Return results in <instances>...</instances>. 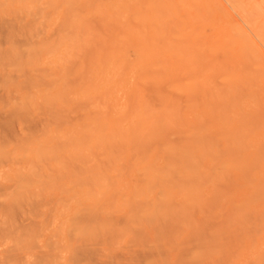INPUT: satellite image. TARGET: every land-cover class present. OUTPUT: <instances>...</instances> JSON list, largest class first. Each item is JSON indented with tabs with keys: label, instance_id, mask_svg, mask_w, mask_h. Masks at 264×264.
I'll return each instance as SVG.
<instances>
[{
	"label": "rangeland",
	"instance_id": "1",
	"mask_svg": "<svg viewBox=\"0 0 264 264\" xmlns=\"http://www.w3.org/2000/svg\"><path fill=\"white\" fill-rule=\"evenodd\" d=\"M231 1L0 0V183L11 192L10 224H39L34 236L7 240L26 257L7 264H264V181L230 184L232 193L222 183L228 194L216 192L202 204L215 209L213 218L210 209L184 214L174 202L155 215L156 226L145 215L135 217L137 225L127 212L150 193L142 163L157 150L130 145L127 137L123 151L110 148L114 164L104 160L99 140L86 143L100 125L142 131L154 118L167 130L179 119L185 126H173L189 132L198 112L217 121L222 98L244 104L250 118L255 107L263 115L264 42L255 27L264 0ZM248 36L252 45L242 49ZM140 118L147 122L131 130ZM182 130L170 132L178 138ZM244 187L256 190L247 197ZM230 197L233 208L248 207L229 209Z\"/></svg>",
	"mask_w": 264,
	"mask_h": 264
},
{
	"label": "bare ground",
	"instance_id": "2",
	"mask_svg": "<svg viewBox=\"0 0 264 264\" xmlns=\"http://www.w3.org/2000/svg\"><path fill=\"white\" fill-rule=\"evenodd\" d=\"M229 1H231V0H229ZM231 2L233 3V1H231ZM237 2L240 5H241V3L244 2V5H245V1L240 2V0L239 1L237 0ZM231 5H236V4L234 2ZM237 6H238V9L243 7V6H241L239 8V5H236V7ZM254 7H255V5H254ZM242 9H244V7ZM243 11H246V10H243ZM252 11L253 10L250 9V12L249 11H247V12L249 14V13H252ZM255 12H257V11H255ZM255 12H254V14H255ZM246 13L244 14V16L246 15ZM254 14H252V16ZM252 16L249 15L248 17L250 18V20H249V18H246V21H250L249 23H252V20H251ZM245 17H247V16H245ZM256 20H257V18H256ZM253 23H252V25H254ZM255 31H254L255 34L257 36H259L261 41L264 42V19L262 20L261 24H256ZM245 42L248 46H245V44H244L242 49L250 48L249 45L250 46L252 45V41L250 40L249 36L246 37ZM226 48H228V47H226ZM225 51L226 50L224 49V52ZM238 61H240V59ZM251 64H252L251 66L254 67L256 63H251ZM256 73H259V71ZM216 79H218V78H216ZM245 79L246 78L244 77V80ZM233 82H234L233 76H230L229 80H228V86L232 88ZM231 88H227L228 90L226 91V93L228 95H229V93H231L230 92ZM179 90H181V89H179ZM226 93H220V95H221L220 98L225 96ZM242 95H244V94H242ZM253 95H251V96H253ZM230 100L226 101L223 98L221 100H219L220 101V107L218 104L217 105V107H218L217 113H215L213 111L214 115H216V117L218 118L216 122L211 121V120L209 121V119L207 117H205L201 112H198L199 116H198L197 122L196 123L190 122L191 128H192V123H194L196 125H193L194 126L193 129L189 132L185 131L189 128H187V129L183 128L184 129V131H183L181 128H176L175 125L173 126V124L178 123L179 119L174 120L173 121L174 123L169 121L170 126L173 127V130L171 128H168V130L165 128L166 129V131H165V129L162 128V125L158 124L159 123L158 119H156L157 121H155V118L153 119L154 122L152 120L151 123H147V124L145 123L147 126L150 124L149 127L145 126V124L143 126L142 123L147 122L150 119V118L148 119V117H149L148 116V117H142V118H146L147 121H144L145 119L142 120L140 118L141 121L132 122V123H134V124H132V126L133 125L134 126L130 127L132 130L135 126L141 127V125H142L143 128L141 127L140 129H138V127H136L138 130L143 129L142 131H137V130L136 131H130L127 129H125L123 131H119V128L117 129V126L114 125L111 127V129H108V130H111L114 132H108V130H106V127H105V129L103 128L104 130L103 129L101 130L100 129L101 125H100V127L95 129L96 132H91L90 133L91 136L88 135L86 143H89V141H91L93 139V137L95 140L96 139L99 140L98 148H100L102 150V153L105 154L106 157L103 156L104 160H110V162H112L114 164L117 163L118 156L114 155L111 152L110 148L116 147L119 151H123V149H125L126 146H129L128 142H126L127 137L130 138V140H129L131 142L130 145H133V146L138 145L140 147H149L150 145H152L153 149L155 148L157 150V156L156 157L151 158V160H148L145 163H142V166L144 164V169H145L144 174H143V178H144L143 182H144L145 186L150 190V193H148L147 196L144 198L145 202L143 204H141V203L139 204V200L137 203L135 199L130 203L131 207L129 208L127 213H128V216H129L131 223H133V224L136 223L138 225L137 221L135 220V217L145 215L144 217L146 218V220L148 219L147 221H145V223L150 225L151 227H153L154 225L156 226L157 223H160V222H158L157 220L154 219L155 215H160L161 213L164 214V212L172 210V208H174L173 207L174 202L180 203V205L182 207V211L184 212V214H189V213H192L196 210L206 211L207 209H210V208L206 207L202 204L207 203L210 200V198L213 197V195L216 192L217 193L222 192L224 194H228L227 191L230 190L229 187H231L232 185L234 186L235 183H237L236 185L241 183L240 185L242 186V185H246L248 183H251L253 181L254 182L264 181V129H263L264 128V114L260 115L261 111H260L259 107H255L253 109V112L255 113V115L250 118V116L247 115V110H246L244 104L239 103L238 105H235L236 102L231 101L232 103H230ZM252 104L254 105V103H252ZM180 112H182V111H180ZM176 113H178V112H176ZM162 115H160L158 118H161ZM170 115H171V113H170ZM170 115L168 114L167 117ZM180 115L178 113L175 116H178V118H180V120H181L183 118V115H181V116ZM171 116H172V117H170L171 119L176 118L175 116L173 117V115H171ZM171 119H169V120H171ZM165 120L167 121L168 119H166V117H165L164 121ZM183 120L184 119H182L181 121H183ZM164 121H162V122H164ZM175 121H177V122H175ZM156 122H158L157 125H160L162 130L160 129L159 126L157 128V125H155ZM171 123H172V125H171ZM180 123H178V124H180ZM183 123H184V121H183ZM102 124H104V123H102ZM105 124L108 126L107 122ZM151 124H154L156 126V129H155V126H153L154 127L153 128ZM163 125L165 127H167L168 123L163 124ZM187 125H188V123L186 122V127H187ZM183 126H185V123H184V125H181L179 127H183ZM114 127H116V129H114ZM150 128L155 129V130H152L153 131L152 132ZM97 129H100V130L97 132ZM157 129H159V130H157ZM178 129L182 130L184 133H179L178 138H175L176 134L174 133L175 132L174 130H178ZM116 130H118L119 132L118 131L116 132ZM170 130L174 131V132L171 133ZM101 131L103 133H99ZM163 131L164 132L169 131L170 133L169 132L163 133ZM250 142H251V144H253L252 152L249 151L250 148H248V146H247ZM252 142H254V143H252ZM129 163H131V162H129ZM83 174L88 175V172L83 171ZM101 179L105 180V178L103 176L101 177ZM235 179H237V182H234ZM206 182H211V183L215 182L219 186L220 185L222 186L223 185L222 183H224V186H225V184H229V185H226L225 186L226 188H224L222 186L224 190H227V191L223 192V189L221 188V186H220V188H221L220 189L218 185L211 187V188H207L206 185L204 184ZM125 184L127 185V181L125 182ZM216 184H214V185H216ZM230 184H231V186H230ZM3 185H2V183H0V190L2 191V189H3L2 194H0V214H1V216H0V264H7L11 260L21 262V260L26 258L24 256L23 250L20 249L19 245L17 246V250H16L14 247V246H16V243L14 246L8 245L7 240L13 239L16 242V241H19V239H23L24 237H27V236H29V237H30V235L34 236L33 233H34V231L36 232L39 224H38V222L34 221L31 224V228H28L27 225H25L21 222L22 220L18 223V222H16V219L14 221H12L10 224L6 214L9 212V209L11 208V203H12L11 202V195H10L11 192H10V194H8V192L6 190L4 191L5 187ZM240 185L235 186V187H240ZM123 187H124V185L121 186V188H123ZM154 188L156 191L151 194V190H153ZM255 190H256L255 187H249V188L244 187L242 189V191H240V193L247 195V197H248V195L253 194V192ZM231 191H229V193ZM139 193H140V190L137 189L134 192L133 197L136 198ZM1 196H2V198H1ZM137 199H138V197H137ZM231 199H232V197L229 198V200L232 204L229 209L235 210L236 207L233 208V206H235L234 202H236V200L234 199L235 201H232L233 199L232 200ZM228 203H229V201H228ZM112 204H114L113 207H116L114 201ZM226 204L227 203H225L223 205L225 206ZM245 204L246 203L244 202L243 205H245ZM243 205L238 204L236 206L238 208V206L243 207ZM245 206H246V208L248 207L247 204ZM245 206H244V208H245ZM237 208H236L235 212H239L241 209H244V208L239 207L240 210L239 209L237 210ZM210 210L211 211L213 210L215 213V209L212 208ZM213 211H212L211 216L213 215ZM245 211H247V210H245ZM241 212H244V211L242 210ZM11 214H13V213H11ZM206 214H208V213H206ZM209 214H210V212H209ZM76 215H78V214H76ZM94 215L95 214L93 213V216ZM212 218H213V216H212ZM226 220H228V219H225V222H226ZM141 223L143 224L144 221H142ZM206 223L209 224L210 222L208 221ZM223 223H224V221H222V224H220L222 226H220V227L226 228V229L228 227L227 230H229L230 227L228 226L229 224L227 225L228 222L225 224V225H227V227L226 226L223 227V225H224ZM12 224H14V225H12ZM184 224L189 225L190 222L187 219H185ZM198 225L199 224H197V226ZM209 225H212V224L210 223ZM216 225L217 224H215V227H216ZM23 226L26 227L25 228L26 231H23V229H24ZM84 226H83V228H84ZM220 227L216 228L217 231L223 230V229H220ZM20 228H22V229H20ZM212 228H214V227H212ZM209 229H210V227H209ZM16 230L17 231L22 230L23 233L25 232V234H22V235L19 233L16 234L15 233ZM211 231L212 230L210 229V233H211ZM214 234H216V233L214 232L213 236H214ZM210 235H212V233ZM199 238H200V236H199ZM195 239L197 241H199V243H200V241L204 240L203 238H202V240H200V239L198 240L197 235L195 236ZM196 240L193 239L192 243L193 242L195 243ZM209 241H210V239H209ZM202 243L204 244L205 242H202ZM207 243H209V242H207ZM219 245H221V244H219ZM10 246H12L14 248H11ZM209 249H211V248H209ZM212 249H214V246ZM193 250H194V248L192 249V251ZM250 250H252L251 247H250ZM202 252L203 251H201L200 254ZM25 255H27V258H28V254L25 253ZM198 255H199V251L197 250V251H194L191 256L196 258V257H199ZM254 261H256V260H254Z\"/></svg>",
	"mask_w": 264,
	"mask_h": 264
}]
</instances>
